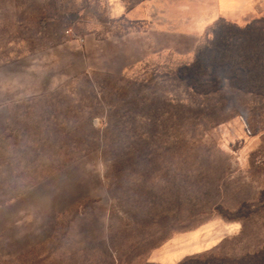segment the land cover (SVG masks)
Instances as JSON below:
<instances>
[{
	"label": "rangeland",
	"instance_id": "rangeland-1",
	"mask_svg": "<svg viewBox=\"0 0 264 264\" xmlns=\"http://www.w3.org/2000/svg\"><path fill=\"white\" fill-rule=\"evenodd\" d=\"M151 2L125 0L147 4L133 19L109 0H0V264H148L182 232L191 250L264 246V109L175 78L219 19L264 5L231 19L162 0L161 27Z\"/></svg>",
	"mask_w": 264,
	"mask_h": 264
},
{
	"label": "trees",
	"instance_id": "trees-1",
	"mask_svg": "<svg viewBox=\"0 0 264 264\" xmlns=\"http://www.w3.org/2000/svg\"><path fill=\"white\" fill-rule=\"evenodd\" d=\"M175 78L194 96L222 98L232 105L248 98L254 109H264V16L244 25L219 19L211 38L190 64L177 69ZM259 203L264 206V189ZM179 264H264V246L238 256L222 254L216 247Z\"/></svg>",
	"mask_w": 264,
	"mask_h": 264
},
{
	"label": "crops",
	"instance_id": "crops-1",
	"mask_svg": "<svg viewBox=\"0 0 264 264\" xmlns=\"http://www.w3.org/2000/svg\"><path fill=\"white\" fill-rule=\"evenodd\" d=\"M162 0H153L150 3L151 8L155 5V8H150L151 16H158L156 19L158 20L157 24L161 27H167L170 23L168 16L163 14L166 12V9L158 6ZM109 3L112 5L113 12L117 17L128 16L129 18H139L144 17V13L147 10L146 3H142L140 6L130 11L129 13L126 11V3L125 0H109ZM264 5V0H215V17H227L235 19L236 16L246 13L253 12L256 9H261L260 7ZM180 13L182 18L189 19V12H187L182 6L175 9ZM263 10V9H262ZM160 16V17H159ZM195 26L204 27L206 24V16L205 14H198L195 19ZM187 27L190 26L189 22L185 23ZM168 31V30H166ZM184 32L183 30L181 33ZM209 249H196L191 250V243L189 241V232H182L172 236L169 240H167L163 245L155 249L148 259V264H179L183 259L188 256L196 255L203 253Z\"/></svg>",
	"mask_w": 264,
	"mask_h": 264
}]
</instances>
